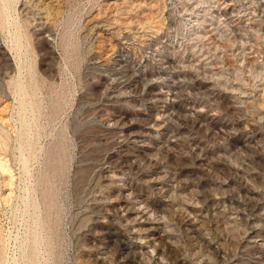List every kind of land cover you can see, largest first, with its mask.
<instances>
[{"label": "rangeland", "instance_id": "1", "mask_svg": "<svg viewBox=\"0 0 264 264\" xmlns=\"http://www.w3.org/2000/svg\"><path fill=\"white\" fill-rule=\"evenodd\" d=\"M0 264H264V0H0Z\"/></svg>", "mask_w": 264, "mask_h": 264}, {"label": "bare ground", "instance_id": "2", "mask_svg": "<svg viewBox=\"0 0 264 264\" xmlns=\"http://www.w3.org/2000/svg\"><path fill=\"white\" fill-rule=\"evenodd\" d=\"M153 180V179H152ZM148 196V195H147ZM129 199V198H128ZM121 200V199H120ZM131 204V203H130ZM142 204L141 203H139V204H136V206L134 207L133 206V208H134V213L136 214V215H138V216H140V217H142V219L144 218H146V211L145 210H143L142 209V206H141ZM120 207V206H119ZM128 207H130V206H128ZM167 207V206H166ZM122 209V208H121ZM145 209V208H144ZM125 212V211H124ZM124 212H122V213H124ZM187 214V213H186ZM124 215V214H123ZM150 216V215H149ZM135 217V216H134ZM126 218V217H125ZM120 219V218H119ZM127 219V218H126ZM125 219V220H126ZM135 219V218H134ZM137 219H138V217H137ZM151 220V219H150ZM192 220V219H191ZM129 221V220H128ZM150 222V221H149ZM133 223V222H132ZM142 223V222H141ZM163 223V222H162ZM192 223V222H191ZM147 225V224H146ZM147 228V227H146ZM145 229V228H144ZM148 229V228H147ZM131 230V229H130ZM137 230V229H136ZM135 230V231H136ZM140 230H143V229H140ZM148 230H150L144 237H145V241L147 242V243H153V244H155V242H156V240H157V242H160L159 241V232H158V226H157V228L156 227H153V226H151V228H149ZM161 230V229H160ZM163 230V229H162ZM161 230V231H162ZM139 231V230H138ZM137 231V232H138ZM131 232V231H130ZM169 232V231H168ZM143 233V232H142ZM142 240V239H141ZM251 240V239H250ZM155 246V245H154ZM156 246H157V244H156Z\"/></svg>", "mask_w": 264, "mask_h": 264}]
</instances>
